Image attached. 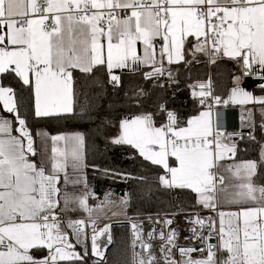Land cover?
Masks as SVG:
<instances>
[{"label":"snow or ice","instance_id":"obj_1","mask_svg":"<svg viewBox=\"0 0 264 264\" xmlns=\"http://www.w3.org/2000/svg\"><path fill=\"white\" fill-rule=\"evenodd\" d=\"M108 212L123 264H264V0H0V264H110Z\"/></svg>","mask_w":264,"mask_h":264},{"label":"trees","instance_id":"obj_2","mask_svg":"<svg viewBox=\"0 0 264 264\" xmlns=\"http://www.w3.org/2000/svg\"><path fill=\"white\" fill-rule=\"evenodd\" d=\"M224 71H226L224 66H220L219 68L210 66V72H211V75L214 79L219 78L217 74L223 73ZM207 73H208L207 64L198 66L197 69L195 70V74L203 75L205 78L207 77ZM110 92H111V89L109 88V93ZM185 99H186V96L183 93H181V95L179 97V103L182 105L184 103ZM110 102L117 108L122 107V98H118V97L113 96V95H109L108 97L103 98L100 101V103L103 105H107ZM241 147L243 148L244 145L242 144ZM257 154H258V145L249 144L248 151L247 152H241L238 154V156L241 159L253 158ZM97 162L101 163L102 165L111 164V165L118 166L121 168H129V169L132 168V165L129 162L124 161L123 159L115 160V159H112L111 157H109V158H97ZM89 181L92 184V186L94 187V189H95V191H96V193L100 199H102L105 192H112L113 196L118 198L120 195L123 194V192L125 190V185L123 183L114 182L111 180H106V179H103L102 177H96L95 179H93L91 169H89ZM138 207H140V206L138 205ZM158 207H160V206L155 205V204H153L151 206L148 204H145L142 206V209L145 212L155 213L158 210ZM129 215H132V213L130 212ZM112 230L115 234L117 246L120 249V252L117 254L113 251H109L108 258H109L110 264H123V260L125 259L124 247H125V244L127 242V231L128 230H127L126 225L121 226V224H115Z\"/></svg>","mask_w":264,"mask_h":264},{"label":"crops","instance_id":"obj_3","mask_svg":"<svg viewBox=\"0 0 264 264\" xmlns=\"http://www.w3.org/2000/svg\"><path fill=\"white\" fill-rule=\"evenodd\" d=\"M239 116V112L238 111H229L227 114H226V118H227V123L228 124H237V122H238V117ZM106 211H107V209H106ZM109 213V212H108ZM102 217H106V216H104V215H101L100 217H99V219L100 218H102Z\"/></svg>","mask_w":264,"mask_h":264},{"label":"rangeland","instance_id":"obj_4","mask_svg":"<svg viewBox=\"0 0 264 264\" xmlns=\"http://www.w3.org/2000/svg\"><path fill=\"white\" fill-rule=\"evenodd\" d=\"M103 198H104V196L102 197V199ZM114 198H116V197H114ZM113 220H125V217H123V216L113 217V216H111V212H109L106 217H102V218L98 219V223L100 226H103V223H108L109 221H113Z\"/></svg>","mask_w":264,"mask_h":264},{"label":"built area","instance_id":"obj_5","mask_svg":"<svg viewBox=\"0 0 264 264\" xmlns=\"http://www.w3.org/2000/svg\"><path fill=\"white\" fill-rule=\"evenodd\" d=\"M208 66V73H207V76L208 75H211V72H210V65H207ZM207 78V77H206ZM238 118V122H237V124L235 125V124H228L227 123V118H226V124H227V127H228V129L229 130H232L233 128H239V116L237 117Z\"/></svg>","mask_w":264,"mask_h":264},{"label":"water","instance_id":"obj_6","mask_svg":"<svg viewBox=\"0 0 264 264\" xmlns=\"http://www.w3.org/2000/svg\"><path fill=\"white\" fill-rule=\"evenodd\" d=\"M245 131H246V130H245ZM120 221H123V220H113V221H111V222H112L113 225H115V224H120V223H119Z\"/></svg>","mask_w":264,"mask_h":264}]
</instances>
